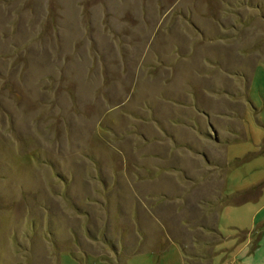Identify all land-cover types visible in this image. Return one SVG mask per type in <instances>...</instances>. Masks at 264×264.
<instances>
[{
  "label": "rangeland",
  "instance_id": "1",
  "mask_svg": "<svg viewBox=\"0 0 264 264\" xmlns=\"http://www.w3.org/2000/svg\"><path fill=\"white\" fill-rule=\"evenodd\" d=\"M240 1L0 0V264H183L175 242H211L197 226L213 227L224 172L228 195L264 181L260 151L204 176V159L184 149L230 164L264 138V0L262 13ZM180 10L223 39L201 41ZM243 69L257 109L246 115ZM193 99L226 115L211 118L218 136L241 129L247 140L220 149L188 136L190 120L206 131ZM157 163L163 172L149 170ZM257 192L221 208L222 236L263 230L264 182ZM260 244L251 264H264ZM240 246L209 264H245L231 259Z\"/></svg>",
  "mask_w": 264,
  "mask_h": 264
},
{
  "label": "crops",
  "instance_id": "2",
  "mask_svg": "<svg viewBox=\"0 0 264 264\" xmlns=\"http://www.w3.org/2000/svg\"><path fill=\"white\" fill-rule=\"evenodd\" d=\"M224 2H226V1H224ZM224 2L221 1V3H224ZM229 2H231V1H228L227 3H229ZM240 2H242L243 4H245V2L249 3V0H246V1L243 0V1H240ZM248 6L253 7V9H256L257 11H260L262 13V10H259V9H261L260 8V6H261L260 5V2H258L257 0H251ZM168 13H167V15H168ZM172 16H171V18H172ZM178 16H180L185 21L188 18V16L186 17L184 15V13H182L181 10L178 13ZM162 18H164V17H162ZM162 23H163V21H161V24ZM187 23L193 29H194V27L196 29H199L196 25H194L191 22V20L190 21L187 20ZM198 31L200 33H197V34H199L200 40L203 41V42H207L208 41V43L211 44V42H213L214 40H217V39L218 40H221V39H223V35H221V34L213 33V34H208L206 36L203 32H201L200 29L197 30L196 32H198ZM190 44L192 45V42L191 41H190V43H188V45H187L188 47H186L187 50L189 49ZM222 44H224V42ZM208 46H210V45H208ZM174 47H175V50L178 51L179 48L178 47L176 48V46H174ZM189 51H190V49H189ZM193 51H194V49H191V53H193ZM207 52L210 53L211 56L213 55V53L210 52V49H208V51H205V53H207ZM178 55H175L174 57L177 58ZM171 56H173V55H171ZM202 60L204 61V63H207L206 61H209L208 63H211L212 62L211 57L209 55H206V54L203 55ZM163 63L164 62H160L159 64H161V65L164 66ZM155 65H157V64H155ZM217 66H218L219 69H221L220 64L217 65ZM234 72L237 73V74L235 73V76L241 78V80L243 81V84L245 86L243 88V92L245 93V95L243 94L242 91H240V93L238 92V95L241 98L243 97L245 99L246 106L244 105V107L243 106H240V107H243V109L245 111L244 112V115H246L247 109H249L251 107L250 106L251 103H250L249 96H248V94H249V88H250L251 73L249 74L250 78H248V73L244 69L242 71L241 70H238V71H234ZM248 72H249V70H248ZM205 92L208 93V94H210L209 92H211L212 95H213V93L214 94H218L219 92H221L222 94H225L226 97L229 98V99L226 98L227 100H229V102L231 101L230 99L232 97H234L233 95L226 94L227 91L225 89H218V90L210 89L209 91H205ZM209 96H211V95H209ZM195 102L196 101L193 99L192 104H190V106H188V108L192 107L194 109L196 115L199 116V117H201V118H203L205 120V122H206V131L203 132V133L197 131L195 129L196 127H194V125H193V121L190 120V122L188 121L189 124H187L189 128L186 129L184 127V129L187 130L186 131L187 132V135L189 134L188 136H192V135L201 136L207 142L208 141H213V143L217 146V148H220V149L224 148L223 146H225V148H226V147H228V146H230L232 144L242 143V142H244V141L247 140L246 133H245V136H243V133H242L241 129L238 130V131L237 130L233 131V130H229L228 129V130L223 131V134L224 135H222V137L218 136V131L215 128L214 124H212L211 118L213 116L214 118H218V119L222 120V119H225V116L226 115H224V114H217V113L214 114V115H212V114L206 112L205 110H199L197 108ZM174 104H176V102H174ZM247 106H248V108H247ZM250 109H253V111H255L253 113H256L257 112V109L255 107H253V106ZM244 119H245V116H244ZM170 124L172 125V122H170ZM182 124H183V122L181 123V125ZM243 124H244V121H243ZM183 126H184V124H183ZM164 128L165 127H162L161 126V131H160V133L162 134L163 138L169 139L174 144L178 143V141L175 139V137L173 136V134L167 133ZM234 137H237L239 139V141L238 142L225 143L226 140H228L230 138H234ZM263 141H264V138H262V140L258 144L255 145V150L248 151L245 154H243V156H245L247 154H251V155H254L255 154L257 156V153H258V150H259L258 149L259 148L258 146ZM196 146L197 145L191 144L190 142L187 141V142H185L184 149L186 151H188L189 153L193 154V155L194 154L200 155L204 159V161L206 163V166H207L206 167L207 169L205 170L206 174L204 176H208V175L212 176L213 175V170L226 169L227 165L230 166L233 163L234 160L240 159V158L243 157V156H241V157L232 159V161H231L230 164L227 163V162H225V164H219L216 161L211 162V160H209L210 153L209 154H205L204 151H202L201 149L199 150L198 147H196ZM173 147L175 148V145H173ZM223 151H222V153H223ZM209 152H210V150H209ZM255 155H254V157H256ZM258 156H261V155H258ZM261 157H263V156H261ZM223 165H225V166H223ZM242 165H244V164H242ZM242 165H239V166H233V165H231L232 168H230V167L229 168L230 169H237V168H239ZM160 166L161 165H159L157 163V165L156 164L153 165V167H155V168H151L150 167L149 170L150 171L152 170L153 172H157L159 170L162 171V168ZM161 171H159V172H161ZM169 171H171V170L169 169ZM198 171H200V170H198ZM227 171L228 170H226L224 172L223 189H222V191L220 189L221 196L219 197V200L226 199L227 198L228 201L225 202V205H222V206H219L218 205L217 211L215 212L216 215H215V221H214L213 227L211 226L209 228H207V227L204 228V226H202V225H198L197 226V230H199L200 232H202V233L204 232L206 234H210V235L213 236L211 242L202 241V242L199 243L196 240V238L195 239L193 238V240H192L193 243L190 242V245L189 246L187 245L188 247L187 246H184L180 242H175V244L178 246L179 251L181 253V260H182L183 264H188V263L189 264H204V262H207V264H209L210 263V258L213 257L214 255L223 252V253H225V256L228 257V254H231L233 252V250H236L237 247L240 246V245H241L240 248H238L237 252L234 255H232L231 259L232 260L242 259L243 263H245V264H251L252 261H253V258L256 257L254 255V253H255L254 250L258 248L260 241H261V244L260 245L264 246V242L262 243V240H261L264 237V234H263L264 233V222H262L259 225V228H262L263 229V230H260V231L257 230V229H252L251 231H247V230H242V229L231 228V229L234 230V235L229 236V237L222 236V234L218 231L217 223H218V220H219V217H220L221 208L224 207V206H229V205H231V203H235L236 205L237 204H241V203H245L246 200L244 202L241 201L242 200L241 197L242 196H246L249 192H254V191L257 192V190H262L263 182H264V181L263 182L260 181V182H258L256 184H252L251 186H248V187H246L244 189H241L240 191H237V192H234L233 194L228 195L225 192V187H226L227 183H229L228 182V179H226ZM145 172H147V171H145ZM191 181H193V179H191ZM217 192H219V191H217ZM261 193H262L261 191L260 192H257V195H255V197H254L255 199L253 198L254 201H257L258 200V198L261 196ZM248 200H247V202H248ZM198 208H200V210L202 211V214L205 213L204 214L205 217L209 218V209H208V207L204 208L203 205L199 204L198 205ZM184 225L186 226V224L183 222V225L182 226H184ZM186 228H187V232L189 234L191 232L192 233L194 232V228H190V227H186ZM257 231H259V233H258L259 236L257 237V239H252L251 236L254 233L257 234ZM229 239L230 240L234 239V241L232 242L233 245L231 247L222 248V249H216L217 247H219V245H221L222 243L226 242ZM149 251H151V250H149ZM151 252H153V251H151ZM205 252H206V254H204ZM185 255H187L189 258L186 259L185 258Z\"/></svg>",
  "mask_w": 264,
  "mask_h": 264
},
{
  "label": "trees",
  "instance_id": "3",
  "mask_svg": "<svg viewBox=\"0 0 264 264\" xmlns=\"http://www.w3.org/2000/svg\"><path fill=\"white\" fill-rule=\"evenodd\" d=\"M238 141H239V139L237 137H234V138H230V139L226 140L225 143L238 142ZM258 149H259L258 152L260 151V153L262 155H264V141L260 144ZM248 160H251L250 154H247L240 159L234 160L232 165L233 166H239V165H242V164L248 162ZM226 201H228L227 198L221 199V200H219L218 205L219 206L225 205Z\"/></svg>",
  "mask_w": 264,
  "mask_h": 264
}]
</instances>
